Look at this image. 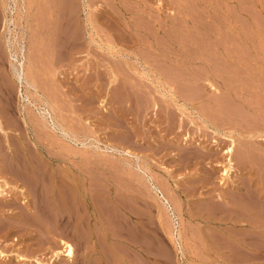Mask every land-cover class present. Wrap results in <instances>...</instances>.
I'll use <instances>...</instances> for the list:
<instances>
[{"label": "rangeland", "instance_id": "1", "mask_svg": "<svg viewBox=\"0 0 264 264\" xmlns=\"http://www.w3.org/2000/svg\"><path fill=\"white\" fill-rule=\"evenodd\" d=\"M262 87L264 0H0V178L41 167L0 210V249L20 264H264ZM44 108L68 140L25 123Z\"/></svg>", "mask_w": 264, "mask_h": 264}, {"label": "bare ground", "instance_id": "2", "mask_svg": "<svg viewBox=\"0 0 264 264\" xmlns=\"http://www.w3.org/2000/svg\"><path fill=\"white\" fill-rule=\"evenodd\" d=\"M63 8V7H62ZM65 9V8H64ZM39 11V10H38ZM50 11V10H49ZM50 14H53V12H50ZM55 14V13H54ZM62 14H64V13H62ZM55 16H56V14H55ZM60 17V16H59ZM49 18H50V16H49ZM37 19V18H36ZM62 20V19H61ZM61 20H59V21H61ZM58 21V22H59ZM63 21V20H62ZM52 22L53 21H50V22H48V24L49 25H51L52 24ZM58 22H57V24H58ZM64 22H65V20H64ZM67 23V22H66ZM39 25V24H38ZM60 25V24H59ZM40 26H42V25H40ZM68 25H66V27H67ZM50 27V26H49ZM55 27H57V26H55ZM54 26H53V28H55ZM49 29H51V28H49ZM59 29V28H58ZM39 30V29H38ZM41 30V29H40ZM43 30V29H42ZM52 30V29H51ZM55 30V29H54ZM64 30H66V29H64ZM60 31V30H59ZM59 31H58V33H59ZM37 32V31H36ZM67 32V30L65 31V33ZM58 33H57V36H58ZM64 33V31L63 32H61L60 31V33L59 34H63ZM64 33V34H65ZM69 33V32H68ZM67 33V34H68ZM41 34V33H40ZM54 34H55V32H54ZM37 35V34H36ZM61 36V35H60ZM68 36V35H67ZM40 39V38H39ZM42 39V38H41ZM60 39V41H62V37L61 38H59ZM68 39V38H67ZM75 39V38H74ZM50 40H52L51 38H50V36H49V41ZM65 40V39H64ZM57 41H59L58 39H57ZM72 41V40H71ZM38 42V41H37ZM48 42V41H47ZM42 43V42H41ZM50 43H51V45L53 44V40L52 41H50ZM58 43H60V42H58ZM66 43V42H65ZM65 43H64V45H65ZM72 44H74V45H76L75 43H72ZM71 44V45H72ZM50 45V46H51ZM55 45H57L58 46V44H55ZM73 46V45H72ZM73 48V47H72ZM57 49V48H56ZM64 49V48H63ZM70 50V49H69ZM218 64V63H217ZM14 67H15V65H14ZM19 69V68H18ZM17 69V70H18ZM234 70V69H233ZM237 70V69H236ZM242 70V69H241ZM253 71V70H252ZM239 72V71H238ZM15 73H17V72H15ZM244 73V72H243ZM257 73V72H256ZM23 74V73H22ZM228 74H229V72H228ZM231 74H233V73H231ZM256 75H258V77H260L259 75L260 74H256ZM232 76H234V75H232ZM18 78H19V80L20 81H22V79H23V76L21 75V74H18ZM229 78V77H228ZM240 78V77H239ZM231 79H233L232 77H231ZM261 80H263V79H261ZM35 81V80H34ZM26 82V81H25ZM33 82V81H32ZM31 82V83H32ZM226 82V81H225ZM235 82V81H234ZM30 83V82H29ZM30 83V84H31ZM241 83V82H240ZM251 83V82H250ZM27 84V83H26ZM236 84V83H235ZM234 84V85H235ZM229 85V84H228ZM238 85V84H237ZM252 85H254L253 83H252ZM239 86H240V84H239ZM244 86H246V85H243V87H242V84H241V86H240V89H241V87L242 88H245ZM249 87H251L250 86V84H249ZM259 87H260V85H259ZM229 88V87H228ZM257 88V87H256ZM255 88V89H256ZM261 88V87H260ZM259 88V89H260ZM263 88V87H262ZM246 89H248V88H246ZM255 89H254V91H252V90H250L252 93L254 92V94H256V93H259V92H255ZM264 89V88H263ZM244 90V92H246V94H247V92H250V91H247V90H245V89H243ZM261 90V89H260ZM4 91V90H3ZM7 91V90H6ZM264 91V90H263ZM233 94V93H232ZM243 94V93H242ZM262 92H261V96H262ZM237 95V94H236ZM260 95H259V97H260ZM250 96V95H249ZM263 96H264V94H263ZM235 97V96H234ZM244 97H247V96H244ZM235 98H237V97H235ZM239 98L242 100V98L239 96ZM263 99H264V97H262ZM244 99V98H243ZM236 101V100H235ZM244 101H245V99H244ZM248 101V100H247ZM258 101H259V99H258ZM249 102V101H248ZM253 102V101H252ZM260 102H261V100H260ZM48 103V102H47ZM222 103V102H221ZM236 104V103H235ZM246 104V103H245ZM252 104V103H251ZM259 104H262V102L261 103H259ZM226 106V105H225ZM261 106V105H260ZM42 107V106H41ZM264 107V106H263ZM11 108V107H10ZM43 108V107H42ZM50 108V107H49ZM53 108V107H52ZM128 108V107H127ZM224 108V107H223ZM257 108V107H256ZM213 109H214V107H213ZM263 109V108H262ZM49 110V109H48ZM46 108H44L42 111H40L38 114H34V113H31V112H29L31 115H29V114H27V115H29V118H26V116H25V123H27L28 125L29 124H31L30 122H32V126L34 127V132H36V137L38 138V139H40L41 137H42V135H47V131H49V133H50V131L52 132V134H54L56 137H57V140L58 141H64V139H66L67 137H69L70 136V134H69V132L67 131V128H65L63 125H61V124H59V123H57V121L54 119V117L51 115V112L50 111H48ZM220 111V110H219ZM260 111V110H259ZM263 111V110H262ZM226 112V111H225ZM221 113V112H220ZM204 114H206V113H204ZM211 115V114H210ZM250 116V115H249ZM16 117V116H15ZM201 119H202V123H204L205 125H207V123H208V119L206 120L205 119V117L204 118H202L201 117ZM6 120V119H5ZM161 120V119H160ZM210 120V119H209ZM213 120V119H212ZM14 121V120H13ZM7 122V121H6ZM12 122V121H11ZM210 122V121H209ZM212 122V121H211ZM161 123V122H160ZM175 123V122H174ZM159 124V123H158ZM170 124V123H169ZM209 124V123H208ZM17 125H19V124H17ZM170 126V125H169ZM174 126V125H173ZM262 126V125H261ZM19 127V126H18ZM17 126H16V128H18ZM175 127V126H174ZM264 127V126H263ZM224 128V127H223ZM50 129V130H49ZM185 129V128H184ZM183 129V130H184ZM218 129V128H217ZM261 129V128H260ZM0 130H3V131H5L6 130V124L0 119ZM57 130V131H56ZM60 130V131H59ZM59 131V132H58ZM1 132V131H0ZM21 132V131H20ZM172 132V131H171ZM170 132V133H171ZM74 133V132H73ZM179 133V132H178ZM207 133V132H206ZM21 135H22V133H21ZM158 135V134H157ZM209 135V134H208ZM25 136V135H24ZM75 136V135H74ZM51 138V137H50ZM70 138V137H69ZM72 138V137H71ZM45 139V138H44ZM74 139H75V137H74ZM73 139V140H74ZM48 140V139H47ZM66 140H68V139H66ZM26 141V140H25ZM77 141V140H76ZM29 142V141H28ZM66 142V141H65ZM162 142V141H161ZM45 143V142H44ZM29 144V143H28ZM60 144H62V143H60ZM64 144V143H63ZM120 144V143H119ZM57 146H58V142H57V144H56ZM27 146V148H29V146L28 145H26ZM59 146H62V145H59ZM113 146V145H112ZM111 146V147H112ZM114 146H116L115 144H114ZM26 148V147H25ZM59 148V147H58ZM49 149V148H48ZM112 149V148H111ZM161 149H162V147H161ZM166 149H167V147H166ZM235 148H234V146H229L228 148H226L225 150H224V153H226V155H227V157H226V160H227V166L226 167H224L223 169H224V172H225V174H228L229 173V171L233 168V166H234V159H233V154H234V150ZM28 150V149H27ZM113 150H114V152L116 151L118 154H122V155H124V157L125 156H127V157H129V158H127V159H130V157H132V158H134L133 157V152L130 150V149H128V148H124V147H120L119 148V146H118V148H113ZM182 150V149H181ZM30 152V151H29ZM78 152V151H77ZM22 153V152H21ZM68 154H69V152H67ZM66 153V154H67ZM221 153V152H220ZM5 155V154H4ZM134 156H136V155H134ZM246 156V155H245ZM10 157V156H9ZM140 157V156H139ZM52 158V157H51ZM219 158V157H218ZM14 159V158H13ZM12 159V160H13ZM18 159V158H17ZM19 159H21V158H19ZM23 159V158H22ZM32 159V158H31ZM31 159H29V160H31ZM65 159H66V157H65ZM11 160V159H10ZM15 160H16V157H15ZM33 160H35V159H33ZM137 160H139V159H137ZM7 161V160H6ZM67 161V160H66ZM129 161V160H128ZM134 161V160H133ZM216 161V160H215ZM222 161H225V160H222ZM9 162V161H8ZM14 162V161H13ZM22 162H23V160H22ZM32 162H34V161H32ZM35 162H36V160H35ZM130 162H132V161H130ZM129 162V163H130ZM19 163V162H18ZM25 163V162H24ZM24 163H21V164H18V166L17 165H12L11 167H10V169L12 170V171H14V170H17V172H19L18 174L20 175V176H18V178H15L16 180H15V184H12V183H10V181H7V180H1V178H0V210L1 209H3L5 206H8V205H12V206H14L15 208L18 206V205H20V200H21V198H22V196H23V194H25V196L26 195H29L30 194V192H29V190H28V187L29 186H31V187H29V188H33L34 190H37V183H36V180L33 178V177H31L30 175L33 173V171H34V173H35V171L37 172V171H40V170H36V168L37 169H40L41 167L40 166H37L38 165V163H37V165H35L34 163V165L35 166H37L36 168H33V167H31V165H28V164H24ZM30 163V162H29ZM220 163V162H219ZM109 164H111V163H109ZM116 164V163H115ZM125 164V163H124ZM41 165V164H40ZM127 165H128V163H127ZM226 165V164H225ZM17 166V167H16ZM56 166V165H55ZM77 166V165H76ZM76 166H74V167H76ZM129 166V165H128ZM135 166H136V168H137V170L139 171V172H142V173H144L143 175L145 176V173L147 172V170H146V167H144L142 164H141V162H139V161H136V163H135ZM218 166V165H217ZM7 167V166H6ZM66 168V167H65ZM64 168V169H65ZM77 168L79 169V167L77 166ZM116 168V167H115ZM133 168H134V166H133ZM68 169V168H67ZM74 169V168H73ZM77 170V169H76ZM80 170V169H79ZM1 171V170H0ZM41 171L43 172V170L41 169ZM60 171V170H59ZM64 171V170H63ZM67 171V170H66ZM65 171V172H66ZM8 172V171H7ZM74 172V171H73ZM80 172H82V171H80ZM14 173H15V171H14ZM40 173V172H39ZM70 172H69V170H68V174H69ZM79 173V172H78ZM78 173H75V174H78ZM16 174V173H15ZM30 174V175H29ZM60 174V173H59ZM132 174V173H131ZM42 175V174H41ZM58 175V174H57ZM65 175H67L66 173H65ZM74 176V178H75V175H73ZM88 176V175H87ZM42 177V176H41ZM48 177V176H47ZM150 178H148L147 180H148V183H149V188L157 195V198H158V200L162 203V207H166V209H168V211L170 212H172L173 214H175V207H173L172 206V203L170 202V200L165 196V193H164V191L153 181V178H152V176H149ZM138 178V177H137ZM61 179V178H60ZM72 179V178H71ZM77 180H79V179H77ZM85 180V179H84ZM146 180V181H147ZM12 182V181H11ZM41 182V181H40ZM76 182V181H75ZM14 183V182H13ZM39 184V183H38ZM41 184V183H40ZM43 184V183H42ZM50 185V184H49ZM42 186V185H41ZM45 186H46V184H45ZM149 189V190H150ZM19 190H20V192L22 191V195H21V193H19ZM47 190H48V188H47ZM54 191V190H53ZM65 191V190H64ZM44 192V191H43ZM37 195V194H36ZM31 196V195H30ZM36 199V198H35ZM25 200V199H24ZM29 200V199H28ZM27 200V201H28ZM53 202V201H52ZM22 203V202H21ZM36 203V202H35ZM17 205V206H16ZM25 205V204H24ZM29 205H31L30 204V201H29ZM28 205V206H29ZM7 209V208H6ZM34 209V208H33ZM41 209V208H40ZM57 209V208H56ZM23 213H25V212H23ZM63 216V215H62ZM67 216V215H66ZM5 218V217H4ZM55 218V217H54ZM8 219H9V217H8ZM16 219V218H15ZM22 219V218H21ZM28 219V218H27ZM17 220H19V219H17ZM45 220V219H44ZM50 220V219H49ZM144 220V219H143ZM22 221V220H21ZM31 222V221H30ZM4 223V222H3ZM9 223V222H8ZM32 223V222H31ZM30 225V224H29ZM34 226V225H33ZM37 226V225H36ZM4 227V226H3ZM29 227V226H28ZM16 228V227H15ZM11 229V228H10ZM14 229V228H13ZM61 229V228H60ZM1 231V230H0ZM43 231V230H42ZM1 233H2V231H1ZM11 231L10 230H6V232H4V234H2L5 238H7V237H10L11 236ZM2 235H1V237H2ZM45 235V234H44ZM16 236V235H15ZM12 237H14V236H12ZM14 240H16L17 241V239L16 238H14ZM0 241H1V239H0ZM38 244V243H37ZM8 245V244H7ZM12 245V244H11ZM34 247V246H33ZM49 248V247H48ZM20 249V248H19ZM37 252V251H36ZM62 253H64L68 258H72L73 256H74V246L72 245V243H70V242H68V241H66L65 239H61V249H59V250H57L56 252H55V256L57 257V256H60V254H62ZM35 254V253H34ZM35 259V258H34ZM33 259V260H34ZM23 261H28V262H31V260L27 257V256H24L23 254H21V253H17V252H13V254H11V253H7V252H5V251H3L2 249H0V264H20L21 262H23ZM37 264H43L44 262L43 261H41V260H39V259H36V261H35Z\"/></svg>", "mask_w": 264, "mask_h": 264}]
</instances>
